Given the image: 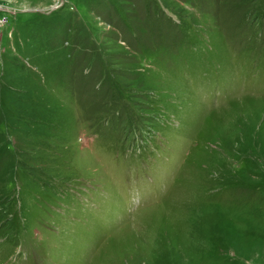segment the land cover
I'll use <instances>...</instances> for the list:
<instances>
[{
  "label": "rangeland",
  "instance_id": "1",
  "mask_svg": "<svg viewBox=\"0 0 264 264\" xmlns=\"http://www.w3.org/2000/svg\"><path fill=\"white\" fill-rule=\"evenodd\" d=\"M0 264H264V0H0Z\"/></svg>",
  "mask_w": 264,
  "mask_h": 264
}]
</instances>
